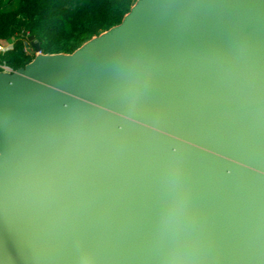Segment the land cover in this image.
I'll use <instances>...</instances> for the list:
<instances>
[{"label":"water","instance_id":"1","mask_svg":"<svg viewBox=\"0 0 264 264\" xmlns=\"http://www.w3.org/2000/svg\"><path fill=\"white\" fill-rule=\"evenodd\" d=\"M0 71V264H264V0H137Z\"/></svg>","mask_w":264,"mask_h":264},{"label":"trees","instance_id":"2","mask_svg":"<svg viewBox=\"0 0 264 264\" xmlns=\"http://www.w3.org/2000/svg\"><path fill=\"white\" fill-rule=\"evenodd\" d=\"M136 1L0 0V40H13V48L0 53V63L18 69L30 62L35 55L25 50L30 35L43 53H72L121 23Z\"/></svg>","mask_w":264,"mask_h":264},{"label":"built area","instance_id":"3","mask_svg":"<svg viewBox=\"0 0 264 264\" xmlns=\"http://www.w3.org/2000/svg\"><path fill=\"white\" fill-rule=\"evenodd\" d=\"M28 39V38H27ZM30 42L29 40L26 42L25 44V50L28 51V49L30 48ZM13 48V40L9 39V40H0V53H4L7 50H10ZM14 69L11 68L9 65L5 64V63H0V71H13Z\"/></svg>","mask_w":264,"mask_h":264},{"label":"rangeland","instance_id":"4","mask_svg":"<svg viewBox=\"0 0 264 264\" xmlns=\"http://www.w3.org/2000/svg\"><path fill=\"white\" fill-rule=\"evenodd\" d=\"M27 52H30V53H33L34 52V54H36L35 50L34 49H31V47L28 49Z\"/></svg>","mask_w":264,"mask_h":264},{"label":"crops","instance_id":"5","mask_svg":"<svg viewBox=\"0 0 264 264\" xmlns=\"http://www.w3.org/2000/svg\"><path fill=\"white\" fill-rule=\"evenodd\" d=\"M35 56H36V54L34 55V57H35ZM34 57H33V58H34Z\"/></svg>","mask_w":264,"mask_h":264}]
</instances>
